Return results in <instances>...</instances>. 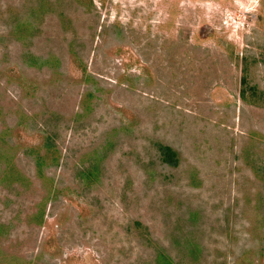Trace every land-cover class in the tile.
Returning <instances> with one entry per match:
<instances>
[{"label": "rangeland", "instance_id": "374dc122", "mask_svg": "<svg viewBox=\"0 0 264 264\" xmlns=\"http://www.w3.org/2000/svg\"><path fill=\"white\" fill-rule=\"evenodd\" d=\"M0 264H264V0H0Z\"/></svg>", "mask_w": 264, "mask_h": 264}, {"label": "trees", "instance_id": "16d2710c", "mask_svg": "<svg viewBox=\"0 0 264 264\" xmlns=\"http://www.w3.org/2000/svg\"><path fill=\"white\" fill-rule=\"evenodd\" d=\"M161 151L164 156L163 159L166 161H169L173 157V155H176V152H174L169 146H162Z\"/></svg>", "mask_w": 264, "mask_h": 264}]
</instances>
